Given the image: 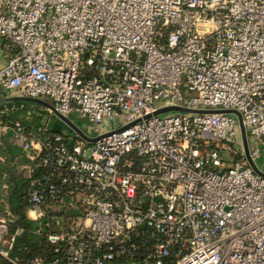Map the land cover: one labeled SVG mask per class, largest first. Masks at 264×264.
Returning a JSON list of instances; mask_svg holds the SVG:
<instances>
[{
  "label": "built area",
  "instance_id": "2783aa9c",
  "mask_svg": "<svg viewBox=\"0 0 264 264\" xmlns=\"http://www.w3.org/2000/svg\"><path fill=\"white\" fill-rule=\"evenodd\" d=\"M0 59L2 98L53 108L0 106V150L23 152L26 217L53 254L12 257L22 229L8 235L5 209L0 258L264 264V176L238 117L202 111H238L251 159L264 158V0H0ZM166 106L187 110L155 113ZM45 109L83 119L69 120L85 137L51 130Z\"/></svg>",
  "mask_w": 264,
  "mask_h": 264
},
{
  "label": "trees",
  "instance_id": "16d2710c",
  "mask_svg": "<svg viewBox=\"0 0 264 264\" xmlns=\"http://www.w3.org/2000/svg\"><path fill=\"white\" fill-rule=\"evenodd\" d=\"M25 110L14 111L13 116L20 118L23 123H28L25 119ZM37 125L38 119L34 120ZM2 154L6 159L0 163V213L5 209L15 216V221L9 224L8 235L15 232L17 228H21L22 232L15 237L13 247L10 249V255L17 257L21 262H26L33 256L42 255L46 260H51L50 246L45 242L42 235L36 234L33 231V222L26 217L25 207L26 202L23 197L25 188V179L22 177L21 171L18 169V164L24 160L23 156L16 159V162L11 164V158L17 156L13 148L7 141ZM15 156V157H14ZM0 264H8L4 259L0 258Z\"/></svg>",
  "mask_w": 264,
  "mask_h": 264
},
{
  "label": "rangeland",
  "instance_id": "374dc122",
  "mask_svg": "<svg viewBox=\"0 0 264 264\" xmlns=\"http://www.w3.org/2000/svg\"><path fill=\"white\" fill-rule=\"evenodd\" d=\"M180 88L184 94H185V92L188 91V89L186 87L180 86ZM3 93L4 94L8 93V91H3L2 93H0V98L3 97ZM18 93L19 92L17 90H13V94L11 96H20V95H18ZM42 100H44L46 102L49 101L48 98H45V99L42 98ZM20 102H23L24 105H26V106L33 104L32 102H29V101H17L16 103H20ZM7 103H10V102L0 103V106L2 107L4 104H7ZM42 106L46 107L44 105H42ZM9 113L11 114L12 111H9ZM41 114H42V116L40 117V122H43V123L46 122L47 127H49L51 130H59L65 134L70 133L69 126L58 116L48 113V111L46 109L43 110V112L41 111ZM160 115H162V114H160ZM234 115H236V114H234ZM69 119L71 121H73L74 124L83 128V126H84L83 125L84 124L83 119L77 118L76 116H71ZM120 122H121V119L114 117L113 119H106L105 121H103L101 123V125H103V127L105 129H110V128L116 126L117 124H119ZM104 128H102V126H101L100 131H104ZM222 144H223V146H225L226 149H224V150L214 149V151H216V153L220 156V158L227 165H230L232 163V159H234V156H233L231 150H237V147L235 144L227 143L225 141H223ZM228 148H229V150H228ZM0 155H1V153H0ZM255 164L257 165V167L260 170H262L264 172V158L263 157L256 159ZM0 190H2L1 194H3L4 191H3V189H1V186H0ZM7 238H8V236H5V239H7Z\"/></svg>",
  "mask_w": 264,
  "mask_h": 264
},
{
  "label": "water",
  "instance_id": "95a60500",
  "mask_svg": "<svg viewBox=\"0 0 264 264\" xmlns=\"http://www.w3.org/2000/svg\"><path fill=\"white\" fill-rule=\"evenodd\" d=\"M17 101H29V102H35L37 104L40 105H44L46 107H49L53 110L52 106L39 98H32V97H26V96H9V97H5V98H0V103L2 102H17ZM172 110H181V111H186L187 109L183 108V107H178V106H166L163 108H160L158 110H156L155 113H163V112H167V111H172ZM205 112H227V113H233L236 114V116L238 117L239 120V124H240V129H241V137H242V141H243V148H244V152H245V156L247 157L250 165L252 166V168L259 174H261L262 176H264V172L260 171L256 165L254 164L253 160L251 159L250 155H249V151H248V145H247V139H246V134H245V129L242 123V119H241V115L238 111L236 110H230V109H209V110H202ZM59 118H61L66 124H68L69 126H71L72 128H74L81 136L85 137L82 132L65 116H62L60 114H56Z\"/></svg>",
  "mask_w": 264,
  "mask_h": 264
},
{
  "label": "crops",
  "instance_id": "0c3cea01",
  "mask_svg": "<svg viewBox=\"0 0 264 264\" xmlns=\"http://www.w3.org/2000/svg\"><path fill=\"white\" fill-rule=\"evenodd\" d=\"M3 62H2V60L0 59V66H1V64H2ZM5 148H6V145L4 144L3 145V147L1 148V150H0V153H1V156H2V161L1 162H3L5 159H6V157L2 154V151L3 150H5ZM13 151H14V153H17L16 155V157L14 158V160H13V157L11 158L12 160H11V164H12V162H13V164L16 162V159H18V158H20V155H24L23 154V152L20 150V148H18V147H14L13 148ZM23 158H24V156H23Z\"/></svg>",
  "mask_w": 264,
  "mask_h": 264
}]
</instances>
